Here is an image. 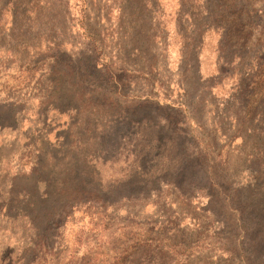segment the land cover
<instances>
[{
	"label": "rangeland",
	"instance_id": "374dc122",
	"mask_svg": "<svg viewBox=\"0 0 264 264\" xmlns=\"http://www.w3.org/2000/svg\"><path fill=\"white\" fill-rule=\"evenodd\" d=\"M0 264H264V0H0Z\"/></svg>",
	"mask_w": 264,
	"mask_h": 264
}]
</instances>
